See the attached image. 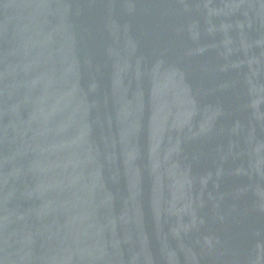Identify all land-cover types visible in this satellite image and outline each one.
<instances>
[{
	"label": "water",
	"instance_id": "95a60500",
	"mask_svg": "<svg viewBox=\"0 0 264 264\" xmlns=\"http://www.w3.org/2000/svg\"><path fill=\"white\" fill-rule=\"evenodd\" d=\"M0 264H264V0H0Z\"/></svg>",
	"mask_w": 264,
	"mask_h": 264
}]
</instances>
